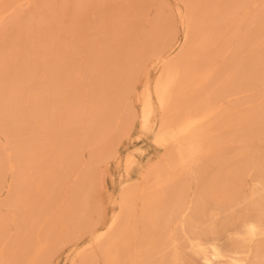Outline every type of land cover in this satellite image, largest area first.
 Instances as JSON below:
<instances>
[{
    "label": "bare ground",
    "instance_id": "bare-ground-1",
    "mask_svg": "<svg viewBox=\"0 0 264 264\" xmlns=\"http://www.w3.org/2000/svg\"><path fill=\"white\" fill-rule=\"evenodd\" d=\"M182 1L187 6L185 18L191 41L181 48L177 56L170 59L161 57L162 66L158 78L153 84L149 81L141 94L142 126L144 129L149 128L155 101L162 113V126L157 141L167 147L168 153L162 161L152 165L145 175L143 189L148 197L141 209L138 211L134 199V194L140 188L138 185H130L122 201L124 218L123 215L119 216L107 229L94 235L97 245L103 246L95 253H92L91 249L82 251L81 264H98L100 254L103 255L105 264H198V260L203 264H264V100L256 109L239 115H234L235 107L225 104V101L232 97L252 91L256 81L264 80V3L259 2L260 0L251 2L256 12L252 17L255 33L250 35L244 32L245 24L250 21L249 9L242 8L241 15L235 19L233 15L225 14V31L220 29L215 32L214 27L211 29L206 27L205 21L210 14L214 17L219 8H222L220 0H216L214 4V0ZM7 18L0 13V26ZM258 28L260 33L256 35ZM195 35L194 41L192 36ZM212 36L218 37V42L211 39ZM234 42L240 43V47H235ZM219 51L223 54L225 78L215 89L209 90L208 83L213 79L216 69L199 68V61L205 54ZM233 64L235 70L231 67ZM4 65L0 60V134L6 135H3L7 137L6 141L11 142V139L18 141L21 138L20 125L35 121L37 128L34 123L33 127L39 135L36 137L39 138L35 140L33 135V140L30 139L28 143L14 141L16 149L14 154L18 159L10 160L11 153L7 156L9 158L7 167L9 171L14 172V178L10 186H0V194L4 192L7 195L0 207L13 209L12 223L19 232L16 241L12 243L13 248L9 249L4 239V230L12 223L0 219V264H46L57 247L76 236L81 228H93L100 215L99 206L91 202L90 194L80 197L74 192L73 201L67 208L50 222L48 217L45 218L46 213L57 206L63 193V183L58 182L54 185L55 178L59 176L65 178L68 175L63 169L60 174L55 170L58 165L55 152L63 132L59 139L51 138L50 129L56 125L51 120L54 116L64 118L73 115V121H80L81 117L77 116L80 110L76 109L73 112L63 107H55L52 110L39 109L43 101L53 99L50 93L53 88H50L46 96L37 95L25 100V97L17 92L16 87L4 85L2 80ZM9 72L11 71L8 70ZM98 75L102 76V73ZM111 82L110 80L107 84ZM113 83L111 85H114ZM67 84L70 86L65 87L61 98L68 100L80 98V95L75 94L77 79L73 84L69 82ZM102 96L105 97V93ZM121 97L125 98V92ZM118 102L120 103L119 99ZM111 111L113 115H117L115 109L111 108ZM44 123L48 125L45 126ZM60 125L63 126L66 136L64 138L67 139L71 130L68 129L66 132L64 129L67 126L63 122ZM77 132L79 133L78 130ZM218 132L224 136L218 139ZM253 140L262 143V147L256 155V162L251 164L246 156L255 144ZM95 141L97 139L93 136L87 140L77 139L73 147L76 152L82 151L85 143L86 146H92ZM229 145H239L242 152L232 158L226 153ZM2 150L0 145V170L4 164ZM137 152L139 155L142 154V149L139 148ZM20 154L24 157L22 160ZM113 156L112 151L108 152L104 145H100L93 157L101 163ZM136 158L133 154L117 155L115 161L123 164L125 174L129 175L136 164ZM232 162L235 163L234 167L224 169ZM250 165L252 168L248 170ZM214 166H220L222 169L217 168V171L211 172L210 168ZM250 173L252 176L249 192L244 193L245 180ZM184 175L196 182L195 189L189 187L190 179H183ZM64 178H58V181ZM97 187L98 190H102L98 183ZM239 208L242 209L241 212H237ZM136 213L137 223L132 221L130 223L129 218ZM89 214L92 217H88ZM222 215L225 219L221 223L212 221ZM210 219L212 222H209ZM28 231L36 232L32 241L29 239ZM225 239L229 240L227 244L223 243Z\"/></svg>",
    "mask_w": 264,
    "mask_h": 264
},
{
    "label": "rangeland",
    "instance_id": "rangeland-1",
    "mask_svg": "<svg viewBox=\"0 0 264 264\" xmlns=\"http://www.w3.org/2000/svg\"><path fill=\"white\" fill-rule=\"evenodd\" d=\"M215 1H213V4ZM251 2L253 0H220V7L222 8H219L220 10L214 17L212 16L213 14L207 17L205 21L206 27L210 29L214 27L216 29L215 32L220 29L224 32L226 26L224 21L225 14L229 16L231 14L235 19L242 8H247L249 9L250 21L245 24L244 32L250 35L254 34L255 25H252V17L256 9L252 7ZM259 2L264 3V0ZM203 6V10H205V4ZM22 11L23 13H21ZM0 13L4 15L5 19L9 17L7 20L4 19L0 26V36L2 38L0 40V60L3 65H6V68L5 65L3 67L2 75L4 85L16 87L17 92L24 96L25 100L37 95L46 96L50 88H53L52 92H50L53 99L43 101L41 108L39 105V109L49 110L50 108L52 110L55 107H63L73 112L76 109L80 110V113L77 114V116L81 117L80 121H73V115L65 116L64 118L54 116L51 120L53 124L54 122L56 123V125L54 124L55 128L52 127L50 129L51 138L56 137L59 139L63 132L59 139L60 141L58 140L59 144L55 152V159L58 164L55 170L57 174H60L63 169L68 175L65 178L62 176L55 178L54 185L58 182L63 183V193L57 206L48 211L45 218L48 217L50 222L64 208H67L73 201L74 192L80 197L90 194L92 197L91 202L98 205L100 209L96 225L93 228H81L76 236L71 237L67 243L57 247L46 261V264H81L80 254L82 251L91 249V252L95 253L99 247L103 246L97 245L94 235L107 229L114 220L123 215V196L130 185H138L140 188L134 194V199L136 200L138 211L141 209L142 204L147 201L148 197L143 189L145 175L152 165L162 161L168 153L167 147L157 141V135L162 126V113L155 101L154 114L149 128L144 129L142 126L143 104L141 94L149 81L153 84L158 78L162 66L161 57L164 56V58L170 59L177 56L181 48L191 41L185 18L187 6L182 0H0ZM259 33L260 28L256 30V35ZM117 36H119L118 39ZM192 38L195 41L196 35L192 36ZM211 39L218 42L219 38L212 36ZM234 46L240 47V43L234 42ZM146 54L150 55L146 56ZM222 56L223 54L220 51L209 55L205 54L199 61V68L213 67L216 69L213 79L208 83L209 90L215 89L225 78ZM119 64H122L125 69ZM23 66L25 67L23 68ZM231 67L235 70V64ZM7 69L11 72L8 73ZM100 73H102V76L98 75ZM114 75L116 76L114 77ZM104 76L109 80L106 81ZM98 77H103L102 79L106 82L104 81L101 84L103 80ZM97 78L98 81L96 80ZM76 79L78 84L76 93H74L80 95V98H75L74 100L62 99L63 90L66 89V86H70L67 83L73 84ZM110 80L112 81L111 84L114 81V85L107 84ZM57 82L60 83L58 84ZM105 87L108 89L106 90ZM110 87L113 88L111 89ZM106 91L111 95L114 92L115 94L109 97L108 95L110 94H107ZM123 92H125V98L121 97ZM104 93L105 97L109 99H105L102 96ZM115 95L119 97H115ZM85 96L88 97L86 98ZM240 96L232 97L230 100L225 101L226 105L236 108L234 115L249 113L262 103L264 100V80L261 82L256 81V86L252 91ZM115 98L117 99L116 101L114 100ZM111 108L115 109L117 115H113ZM62 122L67 126L64 129L66 132L68 129L71 130L67 139L64 138L63 126L60 125ZM33 123L37 128L36 122L34 121ZM33 123L24 122V124L20 125L21 133L19 137L21 138L18 137L19 142L28 143L30 139L33 140V135L35 140L39 138L36 137L39 135L35 131ZM44 124L45 126L50 125L49 122ZM57 130L60 131L57 132ZM218 133V139L224 136L223 133ZM3 135L6 136L5 134H0V145L3 149L4 161L0 170V186L8 187L14 178V172L8 170L9 158L7 156L11 153L12 159L10 160L15 161L18 159L14 154V152L16 153L14 141L17 140L6 141L7 137ZM90 136L96 138L97 141L93 142L92 146H86L87 143H85L84 149L76 152L73 147L76 144L75 141L77 139L79 141L80 139L87 140ZM70 141L71 143H69ZM253 141L255 144L249 149L246 156L250 159L251 164L256 162V155L262 147V143ZM100 145H104L108 152L112 151L114 153L112 158L101 163L93 157ZM139 148L142 149V154L140 155L137 152ZM240 149L241 151H239ZM241 152L242 148L239 145H229L226 149V153L232 158ZM129 154H133L137 158L131 174L127 175L124 172L123 164H118L119 162L115 161V158L117 155L125 156ZM22 157L23 155L20 157L21 160ZM234 166L235 163L232 162L225 166L224 169ZM217 168L222 169L220 166H214L210 170L214 172L218 170ZM251 168L252 165L248 167V170ZM184 176L182 177L183 179H190ZM251 176L252 173L246 177L244 193L249 192ZM58 178L64 179L58 181ZM193 181L190 179L189 183V187L192 190L197 186L196 182ZM97 183L102 186V190H98ZM130 194H132L131 191ZM6 198L7 195L4 192L1 193L0 204ZM241 211V208L237 209V212ZM13 216L14 211L12 208L0 207V219H6L9 223H12ZM88 217H92L91 214ZM122 218H124V215ZM217 219L219 220L217 221ZM217 219L212 221L221 223L225 216L222 215ZM131 221L132 223H137L138 213L129 218L130 223ZM212 221L210 219L209 222ZM8 226L4 230V239L8 248L12 249V243L16 241L19 231L13 223ZM28 234L30 241L36 236L35 231H28ZM106 242H108V238H106ZM228 242V239L223 241L224 244ZM98 264H105L101 254ZM198 264L203 263L198 260Z\"/></svg>",
    "mask_w": 264,
    "mask_h": 264
}]
</instances>
